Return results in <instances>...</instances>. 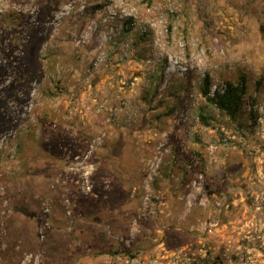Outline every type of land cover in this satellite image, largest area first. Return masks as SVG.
<instances>
[{"label": "rangeland", "instance_id": "1", "mask_svg": "<svg viewBox=\"0 0 264 264\" xmlns=\"http://www.w3.org/2000/svg\"><path fill=\"white\" fill-rule=\"evenodd\" d=\"M0 264H264V0H0Z\"/></svg>", "mask_w": 264, "mask_h": 264}, {"label": "trees", "instance_id": "2", "mask_svg": "<svg viewBox=\"0 0 264 264\" xmlns=\"http://www.w3.org/2000/svg\"><path fill=\"white\" fill-rule=\"evenodd\" d=\"M245 92L246 83L244 77H241L236 82L224 80L222 86L212 92L211 78L206 74L200 86V93L207 102L227 115L232 121H236L239 116ZM201 118L205 120L203 116Z\"/></svg>", "mask_w": 264, "mask_h": 264}, {"label": "crops", "instance_id": "3", "mask_svg": "<svg viewBox=\"0 0 264 264\" xmlns=\"http://www.w3.org/2000/svg\"><path fill=\"white\" fill-rule=\"evenodd\" d=\"M252 184H253V182H252Z\"/></svg>", "mask_w": 264, "mask_h": 264}]
</instances>
